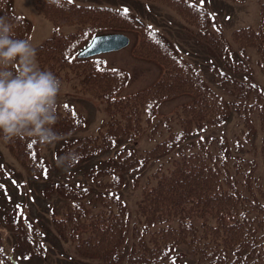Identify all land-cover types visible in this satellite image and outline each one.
<instances>
[{"label": "trees", "instance_id": "obj_1", "mask_svg": "<svg viewBox=\"0 0 264 264\" xmlns=\"http://www.w3.org/2000/svg\"><path fill=\"white\" fill-rule=\"evenodd\" d=\"M155 1L175 8L189 24L197 26L196 34L200 38L207 37L210 14L205 8L188 0ZM35 6L59 26L66 23L79 25L76 33L64 34L55 30L51 37L36 48L41 68L53 71L60 79L66 67L78 70L83 77V91L107 102L109 117L102 122L100 129L104 131L86 136L73 147L66 145L68 154L76 156L73 163L111 147L112 139L115 143L119 136L135 138L143 128L145 114L152 121L159 102L183 93H193L196 97L191 102L183 103L167 117L168 120L178 121L180 128L171 131L153 149L139 155L131 154L123 160H114L113 168L116 165L121 170H141L150 159L170 152L191 133L228 117V100L207 84L194 65L177 51L170 40L131 12L113 6L85 5L70 0H61V6L51 0H35ZM262 13L264 19V8ZM0 16L13 23L18 38H27L30 23L15 11L13 0H0ZM120 28L138 30L140 40L134 52L144 58L155 59L163 66L161 76L152 85L125 96L118 93L129 79L127 70L109 66L101 57L76 56L95 33ZM234 39L243 47L255 46L264 63V22L259 28L238 29ZM210 42L214 44L213 49H219L217 53L223 54V46L218 45L216 40ZM226 58L229 60L231 57L227 54ZM236 88H239V92H235L236 105L246 127L243 138L250 137L257 129L253 115L259 119L264 170V103L259 101L264 98V94L257 95L247 104L242 98H249L257 88L244 87L239 81H236ZM57 114L55 130L58 133L78 129L87 123L82 112L70 104L63 107L57 105ZM160 122H157L153 130H156ZM9 144L15 151L24 148L29 159L40 154L41 143L33 138H16ZM217 148L215 153L205 150L182 152L173 159L169 171L162 173L157 184L143 191L138 207L149 223L178 217L179 228L169 227L160 231L171 234L167 236L169 240L165 244L173 243L177 246L186 242L206 260V264H257L261 260V264H264V202L261 203L255 197L258 190L264 200V187L252 180L253 168L242 172L241 177H236L233 171L236 161L228 163L233 155H230L231 146L226 138L218 139ZM244 163H250L253 167L252 162ZM106 171L110 173L112 169L107 168ZM101 172L102 169L92 171L91 174ZM114 182L112 186L116 188L118 184ZM52 189L67 198H75L67 206L66 217L56 221L60 232L77 239V248L84 254L111 263L120 261L118 250L126 240L129 220L125 212L126 204L115 193L117 189H112L109 207L106 203L109 194L95 196V201L103 205L96 211H91L84 200L91 192L89 188L56 183ZM185 232L190 235L189 241L183 237ZM82 233L87 235L83 237ZM159 238L157 236L154 239L157 241ZM144 239L141 237L139 241ZM155 245L153 242L149 246L145 241L136 243L128 264H182L178 258L169 261L159 258ZM230 251L234 252L233 257L228 256Z\"/></svg>", "mask_w": 264, "mask_h": 264}, {"label": "rangeland", "instance_id": "obj_2", "mask_svg": "<svg viewBox=\"0 0 264 264\" xmlns=\"http://www.w3.org/2000/svg\"><path fill=\"white\" fill-rule=\"evenodd\" d=\"M80 3L93 4H110L128 9L143 20L157 28L160 32L171 39L179 51L190 60L196 63L200 72L210 83V85L225 95L229 100L232 108V114L223 123L211 125L206 129L191 135L183 141L174 151L165 157L164 162L168 163L169 156L178 155L182 150L190 151L192 149H202L203 144L209 143L211 152L215 153L217 148L216 141L211 142L214 136L228 135L233 141L236 134L242 128L241 115H237L236 108L233 107L231 101L233 100L229 89L232 84H222L219 81L218 74L213 70V66H217L221 71H227L225 64L221 61L222 57L212 55L207 44L195 35L193 30L189 32L186 25V20L175 8L167 5L151 1V0H74ZM208 8L212 14L211 28L214 31L220 30L222 34L232 39V31L242 25L258 26L261 22L260 6L263 0H192ZM14 6L17 11L26 15L32 22V31L28 40L36 47L45 38L50 36L54 29V21L46 16L44 13L37 12V7L34 6L33 0H14ZM77 24H66L61 26L65 33H70L78 30ZM131 41L127 46L120 49L105 52L109 64L123 66L131 73V78L128 84L123 89L122 93H130L141 89L146 85L152 84L154 80L162 72V66L154 60H148L137 57L133 52V47L138 41L137 32L130 31ZM238 46L233 42V49L240 58L252 67L248 71L253 78L264 87V71L257 61V53L253 47L247 50L246 55L238 51ZM238 77H243V74L233 73ZM62 90L58 97L60 104L72 102L76 104L87 116L88 123L80 129H73L62 134L63 138L54 145H41V150L45 154L51 167L46 176L37 177L30 172L29 168L32 161L29 159L24 148L20 150H13L9 147L0 135V219L5 217L6 213H10L12 217L21 215L32 222L40 225L43 231V238L47 243L48 250L46 255L27 256L22 249L14 247V233H24L22 229H18L15 225L11 226L5 221L0 223L1 246L9 254L15 264H106L100 262L92 257H87L86 254L80 253L75 247V243L71 239L59 236V231L55 228L53 223V214L65 213L64 199L55 193L46 195L44 190L53 181H69L79 185L91 186L93 191L102 187L101 180L108 178L107 175L93 178L89 174L91 168L108 167L111 165V159L115 157L120 151L123 153L131 149H145L156 145L159 141L165 139L170 132L167 125L161 126L156 133L151 134V126L146 125L143 131L137 138L128 139L122 138L119 145L107 150L103 153L92 155L79 165H71L68 167L59 166L57 161L66 156L63 154L64 142L68 140H75L84 138L87 135L94 134L98 131V127L104 118H107V102L103 98L95 96L89 92L83 91L81 73L70 67H66L61 72ZM193 97L191 94H183L175 98L163 101L159 108V114H165L176 110L182 101L190 100ZM61 106V105H60ZM234 114V115H233ZM257 125L258 120L256 119ZM174 129H178V123L173 124ZM261 132L258 129L255 136L246 142V149L250 156L254 155V143L260 142ZM59 152V153H58ZM160 159L153 160L145 169L142 179L155 170ZM263 164L260 158L255 169L256 176L262 175ZM128 184L123 189V194L129 201L130 207L135 208V197L137 189L133 187L128 173ZM129 196V197H127ZM11 197V198H10ZM255 197L264 202L256 191ZM252 196L250 195V199ZM23 204V205H16ZM166 220L161 222V226L165 225ZM168 227V225H166ZM83 237L87 233H82ZM160 236L155 241L156 246L161 249L170 233L160 232V228L155 231L153 236ZM82 237V238H83ZM152 237V236H151ZM183 237L189 241L190 235L185 232ZM84 239V238H83ZM25 248L32 249V244H25ZM187 264H202L200 261L202 257L195 252L192 246L188 243H181V248H178ZM234 252L228 253L229 257H233ZM203 261V260H202Z\"/></svg>", "mask_w": 264, "mask_h": 264}, {"label": "clouds", "instance_id": "obj_3", "mask_svg": "<svg viewBox=\"0 0 264 264\" xmlns=\"http://www.w3.org/2000/svg\"><path fill=\"white\" fill-rule=\"evenodd\" d=\"M61 6V0H51ZM61 79L41 68L37 49L30 40L16 36L13 23L0 16V135L5 142L33 138L54 145L63 136L55 130ZM69 153L57 161L68 167L75 161Z\"/></svg>", "mask_w": 264, "mask_h": 264}, {"label": "water", "instance_id": "obj_4", "mask_svg": "<svg viewBox=\"0 0 264 264\" xmlns=\"http://www.w3.org/2000/svg\"><path fill=\"white\" fill-rule=\"evenodd\" d=\"M127 42L128 38L120 34L98 37L87 49L81 53V55H89L91 53L109 48H118Z\"/></svg>", "mask_w": 264, "mask_h": 264}, {"label": "snow or ice", "instance_id": "obj_5", "mask_svg": "<svg viewBox=\"0 0 264 264\" xmlns=\"http://www.w3.org/2000/svg\"><path fill=\"white\" fill-rule=\"evenodd\" d=\"M125 11H127V10H125ZM67 107V106H66Z\"/></svg>", "mask_w": 264, "mask_h": 264}]
</instances>
